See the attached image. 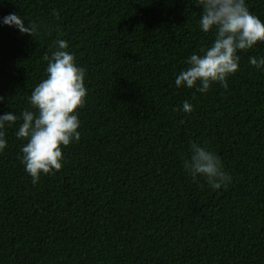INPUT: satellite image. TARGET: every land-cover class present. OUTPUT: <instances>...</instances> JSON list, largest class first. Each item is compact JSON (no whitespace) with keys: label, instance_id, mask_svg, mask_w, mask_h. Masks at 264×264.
<instances>
[{"label":"trees","instance_id":"trees-1","mask_svg":"<svg viewBox=\"0 0 264 264\" xmlns=\"http://www.w3.org/2000/svg\"><path fill=\"white\" fill-rule=\"evenodd\" d=\"M246 4L264 22V0ZM200 11L195 0H0V19L38 27L0 23V114L29 108L57 39L88 89L79 141L36 184L20 163V122L6 125L0 264H264V71L248 62L264 42L238 53L227 88L177 87L185 58L213 39ZM190 141L220 156L226 188L186 173Z\"/></svg>","mask_w":264,"mask_h":264},{"label":"clouds","instance_id":"clouds-1","mask_svg":"<svg viewBox=\"0 0 264 264\" xmlns=\"http://www.w3.org/2000/svg\"><path fill=\"white\" fill-rule=\"evenodd\" d=\"M201 9L199 28L211 32V43L193 51L185 58L186 67L175 75V85L195 88L207 93L213 83L228 87L227 78L239 67L240 51L264 42V22L250 12L246 0H195ZM0 23L15 27L21 34L38 31L37 24L16 13H9ZM55 50L44 59L46 76L31 90L29 108L19 115L13 111L0 114V152L7 147L5 128L19 121L15 135L24 142L20 146V163L36 184L45 174H53L62 167V147L79 141L78 109L84 106L88 89L85 87L86 70L77 64L68 51V41L57 39ZM249 64L264 71V56H250ZM0 96V102L4 101ZM174 111L176 109H173ZM180 111L190 113L193 105L182 102ZM189 155L183 160V168L193 181L200 178L212 189L226 188L232 176L224 169L220 156L200 143L190 141Z\"/></svg>","mask_w":264,"mask_h":264},{"label":"bare ground","instance_id":"bare-ground-1","mask_svg":"<svg viewBox=\"0 0 264 264\" xmlns=\"http://www.w3.org/2000/svg\"><path fill=\"white\" fill-rule=\"evenodd\" d=\"M260 4H261V3H260ZM254 52H255V51H254ZM168 105H169V104H168ZM103 107H104V106H103ZM93 109H94V108H93ZM170 111H171V110H170ZM239 112H240V111H239ZM96 115H97V114H96ZM179 118H180V117H179ZM170 128H171V127H170ZM170 128H169V129H170ZM174 135H175V134H174ZM239 147H240V146H239ZM232 148H233V147H232ZM156 168H157V167H156ZM114 196H115V195H114ZM22 197H23V196H22Z\"/></svg>","mask_w":264,"mask_h":264}]
</instances>
